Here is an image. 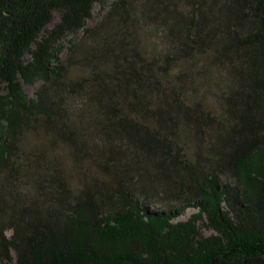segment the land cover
Listing matches in <instances>:
<instances>
[{
	"label": "trees",
	"instance_id": "16d2710c",
	"mask_svg": "<svg viewBox=\"0 0 264 264\" xmlns=\"http://www.w3.org/2000/svg\"><path fill=\"white\" fill-rule=\"evenodd\" d=\"M142 16L168 28L160 59L130 0H0V264H264V0ZM213 64L223 113L196 100Z\"/></svg>",
	"mask_w": 264,
	"mask_h": 264
},
{
	"label": "rangeland",
	"instance_id": "374dc122",
	"mask_svg": "<svg viewBox=\"0 0 264 264\" xmlns=\"http://www.w3.org/2000/svg\"><path fill=\"white\" fill-rule=\"evenodd\" d=\"M109 2L110 1H108V4ZM108 4L96 5L94 10V17L91 21H89L90 26L95 25L104 18L106 12L109 10ZM144 4L145 0H130V8L135 15L133 34L135 35L139 43L147 45L151 49V52L160 59L164 56V52L168 49V44L166 43L168 28L160 23V19H157L156 21L159 22L156 23L144 18L142 16ZM176 7L178 8L179 15H181L182 13L183 16L187 9L184 8L181 4H177ZM82 36V32L78 35H69L62 42L59 57L62 59L65 58L72 40L78 41L82 38ZM202 75L204 76V80L202 81L200 86H196V100H199V102H202L203 104H205V106L207 105L209 109L215 112H225V93L228 92L235 84V79L231 76V74L224 66H215L214 64L206 65V67H204V69L202 70ZM207 77H211V79L209 80L207 79ZM40 85L41 81H35L31 84L25 83L24 88L30 97H35ZM73 162V160L64 157L63 167L69 175H72V177H76L79 174L78 170H81L83 173L85 172L87 178H90L91 175L89 169L82 167V164H78L76 166V163ZM196 212V208L190 207L182 216L179 217V220H187L192 214ZM205 233L207 235L210 234L208 230H205ZM9 234H11V232H9Z\"/></svg>",
	"mask_w": 264,
	"mask_h": 264
}]
</instances>
